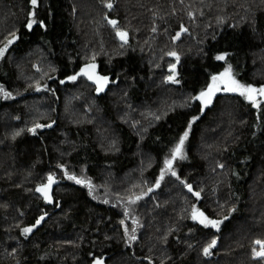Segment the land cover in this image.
<instances>
[{
	"label": "trees",
	"instance_id": "obj_1",
	"mask_svg": "<svg viewBox=\"0 0 264 264\" xmlns=\"http://www.w3.org/2000/svg\"><path fill=\"white\" fill-rule=\"evenodd\" d=\"M89 1L81 17L76 0H0V134L13 120L19 130L0 137V264H264L253 252L264 242V100L195 99L229 67L264 86V0ZM35 48L45 76L22 80L17 61ZM91 64L103 91L81 74ZM38 98L43 114L56 105L54 123L30 112ZM185 131L173 176L165 161ZM49 176L51 202L36 191ZM30 178L32 198L20 187Z\"/></svg>",
	"mask_w": 264,
	"mask_h": 264
},
{
	"label": "snow or ice",
	"instance_id": "obj_2",
	"mask_svg": "<svg viewBox=\"0 0 264 264\" xmlns=\"http://www.w3.org/2000/svg\"><path fill=\"white\" fill-rule=\"evenodd\" d=\"M31 4L33 6L37 5V0H31ZM109 8L112 7L111 4L107 5ZM33 21L32 23H34ZM32 23H29L27 26L31 28ZM111 24L115 25V21H110ZM122 40L126 42L127 33L126 32H118L117 33ZM9 43H12V41H9ZM7 51V48L0 49V57L4 56V53ZM174 55V53H173ZM217 60H224L225 56L220 55L216 57ZM96 65L91 64L88 65L85 69L81 70V74L87 76L89 80H92L94 83L97 84V91H103L104 87L108 83V78L105 76H99L96 74ZM70 79L75 80L76 76L70 77ZM212 83L207 86V90L202 91L199 96L195 97L196 100H199L200 103L207 107L212 102V98L215 96L217 92L224 91V92H230V93H238L240 96L245 97L247 100H249L254 106L259 107L260 102L257 100V96L264 97V86L259 87L258 89L251 86V85H245L240 82H238L235 77L233 76L231 67L227 68L223 73H221L218 76H213ZM169 80L173 83H175L174 77H169ZM0 91H3V89H0ZM5 96H10V93L5 92ZM48 127H51V125H47ZM43 127L42 125H36V128ZM191 125H189V128ZM31 131L35 134V129H31ZM189 133L187 131L184 132L183 136L179 139V142L176 144L175 148L172 150V156L171 159L165 161L166 170L171 172V175L176 176V172L172 169L173 162L177 159H184V145L185 141L188 138ZM163 172L161 173L160 179H163ZM68 179L75 180L77 184H83L85 181H82L80 179H77L75 176H69ZM55 178L53 176L48 177V183L46 185H43L41 187H38L36 189L37 192H40L43 194L44 198L51 202V197L49 195V191L51 189L52 184H54ZM90 183V182H89ZM157 187L159 186V181H157ZM188 187V190L191 192L192 188L191 185H186ZM197 197H199V193H194ZM139 199V197H137ZM135 202V201H131ZM192 219L197 220L201 225L204 227H211L214 229L219 230L220 224L223 223V221H218L214 219H210L203 212H199L196 209H193L192 212ZM227 219V217H225ZM43 220V217L37 220V224L40 223V221ZM31 228H25L23 229L24 234H27L31 232ZM127 232V229H125ZM133 233L135 232V229H132ZM131 240H135V235H132L129 237ZM216 239H212L210 243L204 247L203 254L205 256H210L212 254L211 250L215 248L216 246ZM257 245L260 246L259 251L256 249L253 250L254 252V258H261L264 259V242L257 240L255 241ZM95 264H104L103 260H96Z\"/></svg>",
	"mask_w": 264,
	"mask_h": 264
},
{
	"label": "rangeland",
	"instance_id": "obj_3",
	"mask_svg": "<svg viewBox=\"0 0 264 264\" xmlns=\"http://www.w3.org/2000/svg\"><path fill=\"white\" fill-rule=\"evenodd\" d=\"M76 4L77 5H80V11H81V13H80V16L81 17H86L87 15H89L91 12H93V10H95V5H92L91 3H90V1L89 0H76ZM76 5V6H77ZM78 8V7H77ZM76 12V11H75ZM44 60H45V55L44 54H42V49L41 48H35L34 49V51H33V53L30 55V56H28V57H25L24 59H20L19 61H17V65H16V68H17V71L18 72H20L21 71V74H22V76H21V79L22 80H24V79H27V78H29V76H28V74H29V72L31 73V71L33 72V74L36 72V71H38L39 70V78H37L36 79V81H38V80H40V77H44L45 76V74H44V72H42V71H44L43 69H42V67L43 66H41V65H43L42 63L44 62ZM25 68V69H24ZM34 77H36L35 75H34ZM39 82V81H38ZM75 81H73V83H74ZM27 83V82H26ZM46 87H47V84H45V85H43V89L44 90H46ZM49 87V86H48ZM258 89V88H257ZM36 91H37V89H36ZM218 93V92H217ZM232 94V93H231ZM40 99V100H39ZM73 98L70 96V95H66V103L67 102H69V101H71ZM38 100L39 101H37L36 103H37V107H39V109H29L30 110V112H37V114H39V115H42V116H46V117H48V119H50V117L51 116H54L55 115V109H56V105H53V101H52V105H53V107L52 108H45L44 107V109L45 110H47V115L46 114H43V113H41L40 112V101L42 100V98H38ZM257 100L259 101V102H261V101H263L264 100V97H260V96H257ZM249 101V100H248ZM250 102V101H249ZM39 105V106H38ZM59 105V104H58ZM34 108V107H33ZM73 109H74V111H73V114H74V112L75 111H77V109L76 108H74V107H72ZM44 110V111H45ZM64 111V110H63ZM5 117H4V119L8 116V115H6V114H3ZM50 115V116H49ZM68 117V116H67ZM51 121L53 122V119H52V117H51ZM14 122H15V120H13V124L11 125H9L8 123H7V125L5 126V128H4V131H3V133H2V135L0 134V137H5V136H3V135H5L6 133H7V135H6V137H12V138H14L15 137V135H18V133H19V130H18V128L16 129V128H14L15 127V125L16 124H14ZM6 123V122H5ZM54 123V122H53ZM38 129V128H37ZM5 137V138H6ZM33 181L31 180V178L28 180V181H25L24 183H22L21 185H20V187H22L23 188V190L25 191V194L27 193L31 198H32V196H31V192H30V185H31V183H32ZM13 186H14V184H13ZM22 216V215H21ZM20 216V217H21ZM23 220V219H22ZM22 224V222L20 221V218L18 219V221H16V225L15 226H19V225H21ZM13 231H16V227H14V229H13Z\"/></svg>",
	"mask_w": 264,
	"mask_h": 264
},
{
	"label": "water",
	"instance_id": "obj_4",
	"mask_svg": "<svg viewBox=\"0 0 264 264\" xmlns=\"http://www.w3.org/2000/svg\"><path fill=\"white\" fill-rule=\"evenodd\" d=\"M113 27L116 25H113V24H111ZM120 37V36H119ZM128 38V37H127ZM127 38H126V40H127ZM123 42H125L124 40H122ZM87 67V66H86ZM86 67H84L83 69H85ZM87 77V76H86ZM56 182L54 183V184H52V186H51V189H50V191H49V195H50V197H52V195H53V191H54V189H55V187H56V185H58L59 184V181L58 180H55ZM101 260H103V262H104V264H105V260H106V257H103Z\"/></svg>",
	"mask_w": 264,
	"mask_h": 264
}]
</instances>
